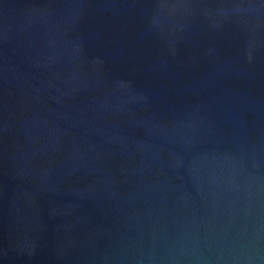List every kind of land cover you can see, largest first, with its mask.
Listing matches in <instances>:
<instances>
[{
    "label": "water",
    "instance_id": "obj_1",
    "mask_svg": "<svg viewBox=\"0 0 264 264\" xmlns=\"http://www.w3.org/2000/svg\"><path fill=\"white\" fill-rule=\"evenodd\" d=\"M0 264H264V0H0Z\"/></svg>",
    "mask_w": 264,
    "mask_h": 264
}]
</instances>
